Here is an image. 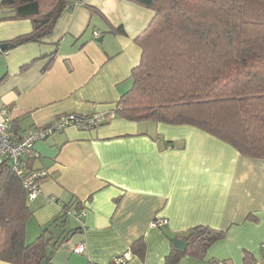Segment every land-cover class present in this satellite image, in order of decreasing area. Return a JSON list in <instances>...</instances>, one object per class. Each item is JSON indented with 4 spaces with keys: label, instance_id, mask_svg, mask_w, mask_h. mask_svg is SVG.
Masks as SVG:
<instances>
[{
    "label": "crops",
    "instance_id": "crops-1",
    "mask_svg": "<svg viewBox=\"0 0 264 264\" xmlns=\"http://www.w3.org/2000/svg\"><path fill=\"white\" fill-rule=\"evenodd\" d=\"M53 1L38 0L39 11H50ZM73 2L48 36L0 53V101L19 133L59 115L112 112L132 86L141 58L136 38L153 12L131 0ZM31 30L28 18L0 20V45ZM33 148L38 156L25 165L47 176L28 201L25 242L63 206L85 209L79 221L66 215L48 226L47 264H113L117 257L124 258L119 264H164L171 238L183 239L195 226L224 236L204 258L185 255L175 264H246V256L264 264V159L197 127L118 115L91 130L66 127ZM157 218L166 223L153 227ZM135 241L143 242V257L131 252ZM78 243L85 245L81 255L72 252Z\"/></svg>",
    "mask_w": 264,
    "mask_h": 264
},
{
    "label": "trees",
    "instance_id": "trees-1",
    "mask_svg": "<svg viewBox=\"0 0 264 264\" xmlns=\"http://www.w3.org/2000/svg\"><path fill=\"white\" fill-rule=\"evenodd\" d=\"M37 1H1L0 20L28 18L32 30L5 42L0 53L48 36L60 13L74 3L54 0L50 11L41 13ZM131 1L149 8L153 16L136 38L141 58L130 74L132 86L117 101L114 115L133 122L197 127L245 156L264 159V0ZM3 9H10L12 15L4 16ZM10 131L19 134L12 123ZM70 206H63V214L48 226L65 217ZM31 214L20 181L3 161L0 260L49 262L48 226L32 242H25V224ZM223 236V231L195 226L183 237L185 249L172 247L164 264H175L185 255L202 259ZM144 249L142 241L130 246L139 257ZM250 260L245 257L246 264Z\"/></svg>",
    "mask_w": 264,
    "mask_h": 264
},
{
    "label": "built area",
    "instance_id": "built-area-1",
    "mask_svg": "<svg viewBox=\"0 0 264 264\" xmlns=\"http://www.w3.org/2000/svg\"><path fill=\"white\" fill-rule=\"evenodd\" d=\"M115 117L113 111L109 113H94L89 116L77 114L59 115L48 125L34 129H28L14 135L10 131L12 123L11 111L4 102L0 101V163L7 161L11 170L21 183L26 194L27 201H32L40 194V183L47 176V171L43 169H28L25 161L36 158L38 155L34 150V143L44 140L56 132L62 131L66 127L74 126L81 130H91L99 124ZM53 199V198H52ZM84 208L69 209L67 215H71L76 220L84 214ZM166 223L165 219H154L153 227H160ZM72 252L81 255L85 252L84 243L76 244ZM124 258L113 259L114 264H119ZM220 262H216L219 264Z\"/></svg>",
    "mask_w": 264,
    "mask_h": 264
},
{
    "label": "water",
    "instance_id": "water-1",
    "mask_svg": "<svg viewBox=\"0 0 264 264\" xmlns=\"http://www.w3.org/2000/svg\"><path fill=\"white\" fill-rule=\"evenodd\" d=\"M6 48V46L3 44V45H0V50H4ZM171 243L172 245L179 249V250H184L185 247H186V242L185 240L183 239H179V238H171Z\"/></svg>",
    "mask_w": 264,
    "mask_h": 264
}]
</instances>
